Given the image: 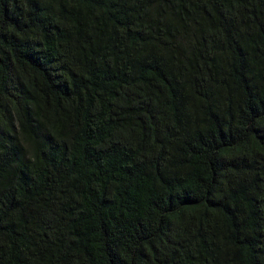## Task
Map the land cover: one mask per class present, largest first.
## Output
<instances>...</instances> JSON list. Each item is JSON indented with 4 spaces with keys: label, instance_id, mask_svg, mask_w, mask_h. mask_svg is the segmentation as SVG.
<instances>
[{
    "label": "trees",
    "instance_id": "obj_1",
    "mask_svg": "<svg viewBox=\"0 0 264 264\" xmlns=\"http://www.w3.org/2000/svg\"><path fill=\"white\" fill-rule=\"evenodd\" d=\"M0 264H264V0H0Z\"/></svg>",
    "mask_w": 264,
    "mask_h": 264
}]
</instances>
